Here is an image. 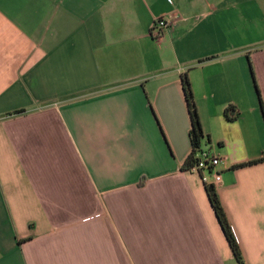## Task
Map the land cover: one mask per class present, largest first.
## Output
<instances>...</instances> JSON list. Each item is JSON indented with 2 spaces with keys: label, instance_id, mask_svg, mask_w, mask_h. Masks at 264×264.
Returning a JSON list of instances; mask_svg holds the SVG:
<instances>
[{
  "label": "crops",
  "instance_id": "crops-1",
  "mask_svg": "<svg viewBox=\"0 0 264 264\" xmlns=\"http://www.w3.org/2000/svg\"><path fill=\"white\" fill-rule=\"evenodd\" d=\"M184 75L264 264V0H0V264H239L183 170Z\"/></svg>",
  "mask_w": 264,
  "mask_h": 264
},
{
  "label": "trees",
  "instance_id": "trees-1",
  "mask_svg": "<svg viewBox=\"0 0 264 264\" xmlns=\"http://www.w3.org/2000/svg\"><path fill=\"white\" fill-rule=\"evenodd\" d=\"M182 84H183V90H184V94L186 97L188 111H189L191 123H192L191 130H190V141L192 145V153L188 157L185 165L183 166V170L188 172L192 164L196 162L195 156H196L197 151H199L202 147V140L204 139V133H203V130L200 124V120H199L197 109H196V104L194 101L193 92H192L191 85H190L187 75L183 76ZM229 112L232 113L233 110L227 111V113ZM17 114H20V113H17ZM261 162H264V159H261L255 162L246 163L240 166L244 167L248 165L258 164ZM206 191H207V195H208L210 204L212 206V209L221 226L224 236L226 237L228 241V244L233 252L234 257L236 258L239 264H244V259H243L240 246L236 240L234 231L226 215V211L220 201L218 193L215 191L213 187H206Z\"/></svg>",
  "mask_w": 264,
  "mask_h": 264
},
{
  "label": "built area",
  "instance_id": "built-area-1",
  "mask_svg": "<svg viewBox=\"0 0 264 264\" xmlns=\"http://www.w3.org/2000/svg\"><path fill=\"white\" fill-rule=\"evenodd\" d=\"M178 17H180V13L174 11L168 17L156 19L152 28V35L160 37L164 29L174 24ZM195 159L196 162L192 164L188 173L198 176L206 187H213L217 192L223 183L220 166L224 163V158L208 149L201 148L197 151Z\"/></svg>",
  "mask_w": 264,
  "mask_h": 264
}]
</instances>
